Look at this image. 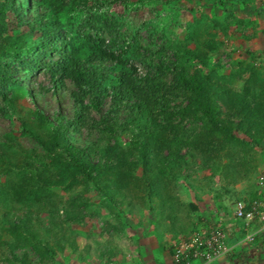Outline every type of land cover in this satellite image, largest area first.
<instances>
[{
    "label": "rangeland",
    "instance_id": "1",
    "mask_svg": "<svg viewBox=\"0 0 264 264\" xmlns=\"http://www.w3.org/2000/svg\"><path fill=\"white\" fill-rule=\"evenodd\" d=\"M55 1L57 5H53L49 20L38 19L45 11L42 7H33L25 14L26 20L35 25L54 23L51 26L56 31L60 50L51 53L48 59L59 57L67 49V43L75 52L93 49L94 46L86 41L88 34L103 37L106 44L115 45V35L109 32L105 19L108 22L118 20L120 31L127 38L136 33L139 45L149 48L148 59L134 62L141 73L154 70L160 58L158 53L163 51L168 56L167 61L174 60L178 53L184 62L188 57V67L195 63L202 71L213 70L212 87L219 91L228 89V93L219 92L225 124H243L242 130L254 135L253 143L257 141L258 144L251 143L250 139L247 142L230 139L217 146L215 141L220 138L214 134L212 137L216 140L211 142V147L197 148L193 153H189V147L181 148L179 154L187 161L181 167L169 166L164 172L155 165L161 157L174 154L172 139H159L154 145L149 140L144 141L149 148L144 157L134 143L136 137L145 139L144 132L140 131L141 136H138L136 128L125 124L123 113L118 133L102 144L105 146L109 142L115 147L112 157L109 159L104 151H91L93 159L100 161L101 166L109 163L116 166L115 170L107 172L109 176L118 174L123 178V188L113 184L112 190L116 196L124 193L125 197L110 201L104 197L102 189L88 182L77 169L69 168L75 177L64 181L60 170L50 164L53 153H62V149L51 151L47 129L34 126L40 140L25 132L22 126V119L34 121V102L52 119L61 112L66 119L73 120L79 108L71 95L72 80L58 77L54 81L46 68L14 72L12 77L19 81L18 86L11 82L4 85L0 78V168L13 164L11 171L1 169L0 187L17 183L36 185L45 191V199L50 203L49 207L29 214L30 221L37 217L39 220L34 224L35 234L22 242L23 238L11 234L8 228L13 227L14 220L24 219L27 209L21 208L17 200L5 209L0 198V233L4 230L10 238L5 244L2 238L7 236L0 234V264H125L123 258L136 252L134 245L143 241L147 229L151 225L160 228L158 221L166 223L163 227L168 233L167 244L173 256L176 243L190 233L192 223L217 221L220 214L216 215L215 211L223 209L224 205L228 207L224 200L239 201L235 198L238 183L251 184L258 177L260 185L264 175V0ZM30 2L32 4V0ZM20 31L1 32L0 46L5 44L12 51L15 49V44L10 42L12 38L26 36L24 40L28 44L47 33L43 30L31 35V27H22ZM68 37H71L69 42ZM38 52L35 48L27 56L31 59ZM193 53L205 55L206 64L194 59ZM167 79H172L169 71ZM29 89L33 90L32 96H29ZM16 95L19 98H15ZM11 100H15L14 109L10 108ZM85 102L90 104L89 98ZM187 103V99L179 97L172 101L171 107L178 110ZM108 106V102L102 104L104 109ZM254 114L257 115L255 124L250 120ZM87 115V121L97 120L100 112L91 106ZM162 123L168 127L166 137L169 138L173 137L177 126L179 136L199 134L203 126L202 120L195 119L174 118ZM27 124L32 125L31 122ZM70 132L72 142L85 147L100 137L94 126L73 128ZM150 159L154 162L150 163ZM31 164L34 168L29 166ZM47 169L52 171L56 186L31 181L32 172L45 173ZM148 190L155 191L152 199ZM162 195L165 206L172 204L165 210L161 209ZM167 215L174 221L166 218Z\"/></svg>",
    "mask_w": 264,
    "mask_h": 264
},
{
    "label": "trees",
    "instance_id": "2",
    "mask_svg": "<svg viewBox=\"0 0 264 264\" xmlns=\"http://www.w3.org/2000/svg\"><path fill=\"white\" fill-rule=\"evenodd\" d=\"M93 1L101 3V0ZM55 4L57 5L55 0H32V4L30 0H0V36L1 32L18 31L20 33V28L22 27H31L29 32L31 35L36 34L37 31L44 30V32H47L46 36L43 35V37L28 44L27 40H24L26 36L23 37L22 35L18 38H12L10 42L15 44V49L12 51L7 45L2 44L0 46V73L2 77L0 78L4 85L11 82L18 86L19 81H15L12 77L14 72L46 68L50 71L51 78L54 81L59 79L58 77H69L72 80L74 87L71 90V95L79 108L73 120L66 119L61 112L57 113L52 119L35 102L33 109L34 121L22 119V126L25 132L40 139L41 137L34 129V126L45 128L50 135L51 151L62 149V153H53L50 164L60 170L64 181H67L70 176L72 178L75 177L74 174L68 171L69 168L77 169L88 182L96 188L102 189L104 197L109 198L110 201L125 197L124 193L116 196V193H113L112 190L113 184L117 188H123V178H120L118 174L113 175V177L107 174V172L115 170L116 166L110 163L101 166L100 161H95L91 153V151L96 149L104 151L103 154L107 155L109 159L112 157V153L114 154L116 151L115 147L109 142L105 146L102 144L106 141L105 139H109L118 133L119 122L122 121L123 113L125 114L123 118L125 124L129 127L133 126L132 129L136 128L139 131L138 136H141L140 131L144 132L145 139L136 137L134 142L138 145L144 157L149 149L148 143L144 141L149 140L154 145V143H158L159 139L160 141L172 139L170 144L175 147L174 154H170L169 157H161L159 164L155 165L164 172L169 166L181 167L187 161L185 156L179 154L181 148L189 147V153H193L197 148L211 147V142L216 138L212 137L214 134H217L220 138V140L215 141L217 146L225 144L230 139L240 142H247L250 139L251 141H249L253 143L254 135L247 131L244 132L242 130L244 129L242 127L243 124H231L232 126L225 124L226 121L223 119L224 112L219 103V92L228 93V89L223 88L222 91H219L217 88L212 87L215 78L213 70L202 71L195 66V63L188 67V57L187 61L184 62L178 53H175L174 60L167 61L168 56L163 51V53H158L160 58L156 68L149 70L146 74L141 73L134 62L148 59L149 48L139 45V36L136 33L127 38L120 31L118 20L108 22L105 19L109 32L115 35V45L106 44V40L103 37L88 34L86 35V41L94 46L93 49H83V51L75 52L69 49V44L67 43V49L62 51L59 57H49L48 59L47 56H51V53L60 50V45L56 44V31L51 26L54 23L40 22L39 25H35L32 21L26 20L25 14H27L26 10L31 11L33 7L34 9L42 7L45 8V11H42V14L40 13L38 15L39 18H37L39 20L41 18L49 20L52 7ZM53 37H55L54 40ZM70 39L71 37H68L67 42ZM23 41L26 43H22ZM35 48L39 49L38 54L31 59L28 58L29 56L27 55H30ZM12 56L13 58H11ZM193 57L206 64L205 55L193 53ZM168 71L172 73L171 81L167 79ZM32 92L33 90H28L29 94ZM179 97L187 99L188 103L175 110L171 107V103ZM15 98H19V95H16ZM87 98H89L90 104L85 102ZM107 98H109L108 101ZM105 102L109 104L106 109L102 108V104ZM91 106L100 112V117L97 120L94 119L95 121L93 118L91 121L86 120L87 112ZM11 107L13 109L16 107L15 100L10 101ZM256 110L259 111L257 108ZM174 118L202 120L203 126L200 127L199 134L179 136L177 133L178 126L174 125L173 128L176 127V130L173 131V137H166L168 136V127H165L162 121L171 122ZM246 120L247 118L244 119V121ZM250 120L255 124L257 115H252ZM28 121L32 125L29 126L27 124L29 123ZM85 126H94L100 133L99 139L87 147L75 144L70 137L71 129L80 130ZM255 137L257 138L258 135L255 134ZM255 142L253 144H258L257 141ZM171 146L170 148H172ZM152 162L154 160L150 159V163ZM50 164H46L47 167ZM7 166L8 168H0V172L1 169L2 171H11L13 169V164L8 163ZM29 166L34 168L33 164ZM103 171H106V174ZM127 172L130 174L129 171ZM120 173L123 175V170ZM51 175L52 171L47 169L45 173L32 172L30 179L31 181L45 182L49 186H56L57 183L53 181ZM64 184L67 185V182ZM44 192L43 189L36 185L23 186L22 183L0 187V198L4 201L5 209L16 200L21 204V208L27 209L26 215H24L25 218L22 219L20 217L14 220L12 223L13 227L8 228L11 234L22 237V242H25L26 238L36 232V225L34 224L37 223L39 218L37 217V219L34 218L30 221L29 214L33 213L34 210H43V208L50 206ZM153 194H155L154 190H148L149 198L152 199ZM161 197L163 198L161 209L170 208L172 204L165 206L164 195ZM65 211L66 213L68 212L67 208ZM166 218H169L171 222L174 221L171 215H167ZM9 220H12V218ZM50 220L54 222L53 218ZM165 224V221H158L157 223L161 227ZM193 227L194 224L192 223L190 231ZM3 232L0 234L7 236V233ZM9 239L8 236L7 238L3 237L2 240H5L3 243L8 244Z\"/></svg>",
    "mask_w": 264,
    "mask_h": 264
},
{
    "label": "crops",
    "instance_id": "3",
    "mask_svg": "<svg viewBox=\"0 0 264 264\" xmlns=\"http://www.w3.org/2000/svg\"><path fill=\"white\" fill-rule=\"evenodd\" d=\"M257 178L251 184L238 183L235 198L237 200L255 198L259 191ZM223 202L228 207L224 205L223 209H218L215 214H220L216 220L223 222L227 233V243L231 250L217 262L204 263L201 260H195L192 264H264V228L259 222H247L237 218L234 215L236 200L232 203L227 200ZM147 231L148 234L144 236L143 241L134 245L137 248L136 252L133 255L129 254L122 261H125V264H176L173 262L172 251L167 244L168 233L164 227L155 228L151 225Z\"/></svg>",
    "mask_w": 264,
    "mask_h": 264
},
{
    "label": "built area",
    "instance_id": "4",
    "mask_svg": "<svg viewBox=\"0 0 264 264\" xmlns=\"http://www.w3.org/2000/svg\"><path fill=\"white\" fill-rule=\"evenodd\" d=\"M259 184L255 198L235 202L234 215L247 222H259L264 228V175ZM230 250L223 222L201 221L196 222L190 233L176 243L173 260L176 264H192L195 260L212 263L219 261Z\"/></svg>",
    "mask_w": 264,
    "mask_h": 264
}]
</instances>
